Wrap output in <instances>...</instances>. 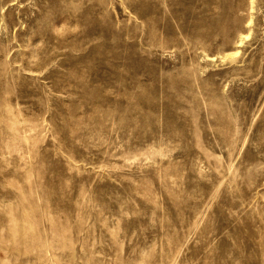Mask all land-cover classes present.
Listing matches in <instances>:
<instances>
[{"label":"rangeland","instance_id":"374dc122","mask_svg":"<svg viewBox=\"0 0 264 264\" xmlns=\"http://www.w3.org/2000/svg\"><path fill=\"white\" fill-rule=\"evenodd\" d=\"M0 264H264V0H0Z\"/></svg>","mask_w":264,"mask_h":264},{"label":"bare ground","instance_id":"6f19581e","mask_svg":"<svg viewBox=\"0 0 264 264\" xmlns=\"http://www.w3.org/2000/svg\"><path fill=\"white\" fill-rule=\"evenodd\" d=\"M69 8V7H68ZM68 10V9H67ZM41 54V51L40 49H37L33 52V55H36V56H39ZM30 57V56H29ZM19 150V149H18ZM37 166V165H36ZM54 175H55V172L51 171L50 172V176H48V179H46L45 182L42 181V175H40V180L38 181V183H36L35 185H30L27 181V179L25 177H22V176H19V179H21L22 181V185H17L16 188H17V194L21 197V199H24L25 200V197H28L29 200H28V203L26 204H29L31 205V202L34 201L33 199V192L34 190L35 191H38L39 193L40 190H41V187L45 184V183H48V184H53L55 186H57L56 182L54 181ZM18 176V175H16ZM62 185V184H61ZM42 197L44 199L47 198V195L44 193H41ZM52 194V193H51ZM26 201V200H25ZM35 212L32 211V213H28V216H32L34 215ZM10 232L13 234V235H16V236H20V239L21 240H25L26 238H28L29 236V231H26V230H23V231H18V230H10ZM19 239V240H20ZM16 243V242H15ZM40 250H43V248L39 247Z\"/></svg>","mask_w":264,"mask_h":264}]
</instances>
